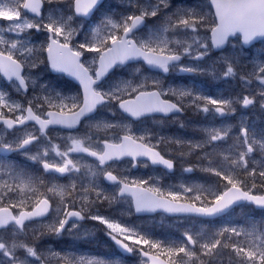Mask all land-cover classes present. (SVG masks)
I'll return each mask as SVG.
<instances>
[{
  "label": "snow or ice",
  "instance_id": "1",
  "mask_svg": "<svg viewBox=\"0 0 264 264\" xmlns=\"http://www.w3.org/2000/svg\"><path fill=\"white\" fill-rule=\"evenodd\" d=\"M47 2L56 7L44 16L42 8L45 0H0V18L10 22L6 27L0 26V74L18 92H27L30 83L35 84V81H31L25 69L44 63L40 55L46 52V60L52 70L68 73L79 80L83 96L82 99L65 96L56 90L49 91L48 86L44 85L42 90L45 94L36 97L35 104L37 109L44 110L37 112L33 108V101H28V107L24 108L19 103H9L5 91L0 90V108L19 113L15 118H7L0 112V124L7 130H13L17 125L25 126L29 121L39 126V135L27 132L12 142L0 140V149L5 152H27L29 146L41 143L43 138V146L29 158L42 163L45 172L69 175L71 182L47 187V193L59 196V205H63L53 208L49 196L43 192L37 195L38 185H43V180L17 171L11 165L2 166L6 169L3 175L9 179L0 180V264H110L108 260L84 255H61L52 250L45 253L34 242L17 239L18 233L26 230V222H40L53 211L56 218L46 226L49 234L58 236L64 231L71 232L78 227L77 221L86 218L99 221L105 226L110 239L124 252L139 253L144 258L142 264H218L222 262L224 250H229L233 264H264V226L258 228L255 223L247 230L224 227L216 233L195 236L185 232L186 239L177 244L157 240L119 218L90 212L87 216L84 214L86 206L97 201L111 204L129 197L136 212L163 210L168 213L217 216L241 202L264 209V194H253L257 188V176L261 181L260 186L264 188V167L259 171L256 167L249 170L250 155L257 147L264 152V132L257 139L256 133L242 124L236 143L223 149L222 143L230 138V129H205L206 139L202 142L160 137L153 144L151 132L138 135L123 120L118 123H91L98 109L111 104L117 105L122 113L137 121L156 114L166 117L182 112L186 100L205 114L219 116L234 115V105L237 104L243 108L259 105L264 109V59L249 66L241 62L239 53L227 54L225 47L230 43V38H239L244 45L258 37L264 38V0H208L207 12L200 4L178 8L170 14L166 13L161 25L145 35H140L145 20L158 17L169 6L168 0H129L132 11L119 18L105 15L85 35L83 42L75 43V37L84 29L83 23L74 26L76 18L90 17L102 0ZM31 30L45 33V40L38 45L34 43ZM213 49L220 50L221 55L207 69L200 64L181 63L184 58L191 61L210 59ZM86 53L93 54L90 61L82 59ZM139 61L149 69L164 74L173 70L184 73L210 70L212 75L225 79L238 76L246 86L244 91L247 94L242 92L234 98H225L188 89L165 90L162 82L155 77L151 79V84L148 78L135 82L106 81L114 69ZM249 67L251 70H248ZM135 72L139 73L140 68H136ZM254 82L256 87L249 90L247 86ZM149 87L154 90H148ZM169 93L176 98L175 101L166 98ZM199 101L204 102L203 106ZM82 120L89 122L88 130L82 136L72 135L70 131L67 137L70 143L65 150L53 144L48 137L50 126L74 130ZM93 129L95 133L116 131L112 132L111 139H107L93 133ZM160 144L177 146L181 158L200 150L203 153L200 156V170L218 178L217 182L208 186L173 185L165 189L150 183L151 178L129 180L126 175L114 174L113 163L125 157H130L134 162L145 157L152 165H162L172 170L173 159L165 158L157 150ZM50 153H55L59 159L54 158L49 162ZM71 153L87 154L95 158V163H78L71 158ZM82 168L85 169L83 173ZM184 170L192 172L194 169L190 166ZM74 173L81 175L75 177L72 175ZM100 177L114 186L111 195H105V190L96 183ZM77 179L81 181L79 189ZM84 179H89L87 186L83 184ZM29 193L31 195H27ZM93 193L95 199H91ZM34 197L31 210H26L27 202ZM67 197H72L73 203L75 199H80L83 202L81 209L68 210ZM182 199L188 202H180ZM197 202L200 206H197ZM13 209L19 211L14 212ZM43 235V231L34 232V240ZM233 236L246 239L238 243L232 240ZM19 250H23V258L18 255Z\"/></svg>",
  "mask_w": 264,
  "mask_h": 264
},
{
  "label": "rangeland",
  "instance_id": "2",
  "mask_svg": "<svg viewBox=\"0 0 264 264\" xmlns=\"http://www.w3.org/2000/svg\"><path fill=\"white\" fill-rule=\"evenodd\" d=\"M208 0H168V7L164 9L161 12V20H159L158 17L152 18V21L154 25L162 23L163 18L166 13L170 14L171 12L176 11L178 8L182 7H189L193 5H203L204 11H209L208 8ZM121 5V6H119ZM55 4H49L48 8L45 10V15L47 16L48 13L55 8ZM132 9L129 7V0H117V1H111L106 5L103 10L99 13L98 17L85 21L80 20L79 18H76L75 25L78 26L81 23L84 24L83 31L75 37V42H83L85 35L91 31L93 27H95L97 24L100 23L101 19L105 15H111L114 18H119L121 15L127 14ZM29 17H31L29 15ZM10 22L4 20L3 18H0V26L6 27ZM156 28L150 27L148 29H145L140 32V35H145L149 30H154ZM203 34V33H202ZM46 34L43 32H35V34L31 33V39L34 43L37 45L45 40ZM227 54H232L233 52L239 53L241 57V62L244 64H247L249 66L260 62L262 59H264V42L258 43L255 46L251 48H245L240 41L239 38L233 40L228 47ZM88 56L86 58V61H90L93 54L87 53ZM220 53H213L211 54V58H207L204 61H188L185 62V65H192V64H200L201 67L208 68L209 65H211L213 60H216ZM44 53L40 55V59L43 60ZM140 68V72L136 73L135 69ZM26 72L30 75V77L35 81L37 84H44L43 82H38L37 74H47V68L44 67V63L39 64L36 68H26ZM248 70H251V67H249ZM195 76L191 79L189 83H166L164 82L158 75L155 73L144 69L142 65L140 64H134L132 66H129L125 70H120L119 72H116V74L108 81V83H115L117 81L122 80H140L143 81L145 78H148L149 84H151V79L155 77L156 79H159L162 82V85L167 90L168 88H174V89H188L193 90L197 93H202L204 95H209L212 97H225V98H234L237 94L244 93L245 92V85L243 82L239 79V77H232L225 79L223 76H214L211 74L210 70H206L205 72H197L194 73ZM32 81V80H31ZM249 90L251 88L256 87V83L254 82L252 85L247 86ZM13 88H7L4 89L0 84V90L5 91L6 93V99L9 101V103L15 102L19 103L23 106L25 101L33 100V94L32 92L26 94L25 97L23 96H17L15 99H11L8 97V90H12ZM15 89V88H14ZM16 92H18L15 89ZM36 101H34L35 103ZM199 103V102H198ZM185 104H188L191 107L192 106L187 100L185 101ZM200 104V103H199ZM201 105V104H200ZM203 106V105H201ZM236 108L234 115H229L225 119H221L218 117V115L209 114V116H205L207 114L204 113V116L201 118L200 114L195 115L194 113H197V111H191L190 115H184L182 117H177L175 119H172L170 123L165 121H146L141 124H134L131 121H129L127 118L122 117L118 112L114 113L113 115H107L105 110L102 112L101 121H108L112 123H118L121 120L125 123H129L130 126L133 128V130L136 132V134H142L145 132H151L153 135L152 143L155 144L156 141L160 137H164L166 140H171L173 138H179L185 142L191 141L192 143L196 142H202L204 139H206V133L205 129H209L212 127H215L217 129L219 128H226L230 129V138L226 141V143H222V148L227 149L231 145H234L237 141V137L239 135V129L242 126L249 127L253 132L256 133L257 139L260 138V134L264 132V109H261L259 105L250 106L248 108H243L240 105H234ZM5 111H7V108H3ZM196 110H198L196 108ZM203 112V111H202ZM18 114V112H16ZM207 120L208 123H205ZM204 122V123H203ZM32 126H28L21 131L12 132L14 135L6 131V129L2 126H0V140H6L8 142H12L16 137L24 136L27 132H33ZM168 129H171L170 131ZM112 132H115L116 130H111ZM196 131V132H195ZM105 133V132H104ZM200 134V135H199ZM191 135V136H190ZM203 135V136H202ZM42 141L41 143H43ZM69 144L68 141H65L63 143L64 147L63 150L67 147ZM166 148L169 149V152L178 154L177 146L171 145V144H162ZM208 151H211V148L207 149ZM185 152H187V149H184ZM33 151L32 148H29V150L26 152L24 150H17V154L21 156L30 157L32 155ZM203 153L200 150H195L190 156H194L195 162H194V172L192 174H189V178L185 177V173H178L176 177H172L171 179H167L163 175L162 172L157 171L155 168L146 170L144 169L142 172L139 173L138 179H149L151 178L150 182L155 183L158 186H162L165 189H168L170 186L176 185L179 187L183 184H189V185H213L217 182V179L215 176L210 175L208 173H205L200 170L201 168V161L200 156H202ZM71 158L77 160L78 163L85 164L89 161L87 157H84L81 153L79 154H70ZM182 162H186L183 160ZM11 161L5 160L0 157V180L9 179L6 175H3V173L6 171L3 165H10ZM253 167H256L259 171L261 167H264V152H261L260 149L257 147L256 151L250 155L249 157V170ZM22 172H26L29 175L30 172H28L26 169L20 170ZM183 171H185L183 169ZM208 176L211 178V180H204L205 176ZM261 181L260 178L257 176V190L264 189L260 186ZM101 188L105 190V195H111L112 188L105 187L103 183L98 184ZM27 195H31L30 193ZM92 197V195H91ZM29 201L27 202V204ZM82 201L78 199V205L81 208ZM116 202H113L109 204L107 201H98V205L96 208H91L90 205H87L85 210H89V212H92V214H99L105 217H113V218H119L122 219L123 215H119L117 213H112V208H114V204ZM118 208H120L123 213L128 214V218L132 217L134 215V211L131 208V203L128 199L121 200L118 202ZM101 208H105L107 211L101 210ZM99 209V210H96ZM96 210V211H94ZM55 219L52 218L48 221H40L36 223H32L27 225V228L25 231L18 233L17 239L20 241H27V242H34L37 247L39 246V250L47 253L48 250H52L55 252L61 253V255L68 254V255H84L89 257H95L100 259H105L110 262V264H142V258L140 255H137V257H133L131 261H126L123 259L122 256H112L111 252H107L105 250V245L107 244V238H106V231H104V228L99 224V222L95 220H89L86 222H77L78 227L75 229H72L71 232L66 231L65 234H63L60 238L57 237L55 239H46L43 236L42 238L35 239L33 237L34 232H41L43 231V228L46 227L49 223H52ZM142 223H144V226H142ZM255 223L257 227L264 226V214L261 213V217L257 215V213H254L253 209L248 206H241L238 210L234 211L231 215L228 217L220 220V221H197V220H191V219H179V218H169L168 216L164 214H159L157 216L152 217H146L144 219H140V225H138V221L134 223L131 226H135L138 229L142 230L143 232H146L150 234L153 238L160 240L164 243H171L176 242L177 244L182 243L185 239L180 234H176L175 231L177 230L178 225H183L185 228L188 229V233L193 234L194 236L200 233L204 234H211L216 233L220 229L224 227L232 228L235 227L239 230H247L250 225ZM105 227V226H104ZM47 228V227H46ZM45 241H44V240ZM246 238L241 237H232V240L235 242H243ZM37 241V242H36ZM43 241V242H42ZM40 243V244H39ZM42 243V244H41ZM80 245L81 248H78L77 246ZM41 248V249H40ZM229 250H224V256L222 259V262H218V264H233L232 260L230 259L228 255ZM18 255H21L23 258V250L18 251ZM234 256V253L232 254ZM34 259V258H29ZM207 259V258H203Z\"/></svg>",
  "mask_w": 264,
  "mask_h": 264
},
{
  "label": "flooded vegetation",
  "instance_id": "3",
  "mask_svg": "<svg viewBox=\"0 0 264 264\" xmlns=\"http://www.w3.org/2000/svg\"><path fill=\"white\" fill-rule=\"evenodd\" d=\"M173 73H174V71H173ZM52 77H54L53 75H50V74H45V75H42V77L41 78H52ZM61 81L63 82V83H65V82H70L65 76H63V75H61ZM74 87H75V89L76 90H79L80 92H81V90H80V87L77 85V84H75L74 82H70ZM61 87H64V84H61ZM45 107V106H44ZM41 111H43L44 109H40ZM40 110H38V111H40ZM37 127V126H36ZM83 128H84V133L86 132V128L82 125V128L80 129V130H78V131H73V132H71V134L72 135H79V136H82L83 135ZM51 132H58V134L60 135V136H65V138L67 139V137L69 136V134H70V131H66V130H63V129H52V130H49V131H47V134H49V133H51ZM36 133H37V135H39V132H38V129L36 128ZM93 133H95V130L93 129ZM96 135H98L99 137H102V134H101V132H99V133H95ZM103 138V137H102ZM58 141V140H57ZM56 141V142H57ZM60 141H62V138H60ZM55 142V143H56ZM94 162H95V158H93V157H90ZM133 163V161L131 160V159H125V160H123V161H119V162H114L113 163V166H117V165H119V166H123V165H127V164H132ZM141 168H142V166H141ZM58 177H61V178H63L62 176H58ZM65 177V176H64ZM67 177V176H66ZM83 183H84V185L85 186H87V184L85 183V181H83Z\"/></svg>",
  "mask_w": 264,
  "mask_h": 264
},
{
  "label": "bare ground",
  "instance_id": "4",
  "mask_svg": "<svg viewBox=\"0 0 264 264\" xmlns=\"http://www.w3.org/2000/svg\"><path fill=\"white\" fill-rule=\"evenodd\" d=\"M196 132V131H195ZM200 135V134H199ZM191 136V135H190ZM203 136V135H202ZM40 238H42V237H40ZM44 240V239H43ZM45 241V240H44ZM37 242V241H36ZM43 242V241H42ZM40 244V243H39ZM42 244V243H41ZM38 248H39V246H38ZM41 249V248H40Z\"/></svg>",
  "mask_w": 264,
  "mask_h": 264
},
{
  "label": "water",
  "instance_id": "5",
  "mask_svg": "<svg viewBox=\"0 0 264 264\" xmlns=\"http://www.w3.org/2000/svg\"><path fill=\"white\" fill-rule=\"evenodd\" d=\"M102 1H103V0H102ZM233 206H235V205H233ZM233 206H232V207H233ZM232 207H231V208H232Z\"/></svg>",
  "mask_w": 264,
  "mask_h": 264
}]
</instances>
